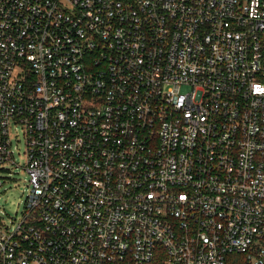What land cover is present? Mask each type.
I'll return each mask as SVG.
<instances>
[{
    "label": "built area",
    "instance_id": "obj_1",
    "mask_svg": "<svg viewBox=\"0 0 264 264\" xmlns=\"http://www.w3.org/2000/svg\"><path fill=\"white\" fill-rule=\"evenodd\" d=\"M12 131L0 264H264V0H0Z\"/></svg>",
    "mask_w": 264,
    "mask_h": 264
},
{
    "label": "rangeland",
    "instance_id": "obj_2",
    "mask_svg": "<svg viewBox=\"0 0 264 264\" xmlns=\"http://www.w3.org/2000/svg\"><path fill=\"white\" fill-rule=\"evenodd\" d=\"M182 91L187 93L188 88L183 87ZM15 135L16 132L12 131L14 164L0 165V218L7 226L22 218L29 195L25 142L21 132L18 141L14 138Z\"/></svg>",
    "mask_w": 264,
    "mask_h": 264
}]
</instances>
